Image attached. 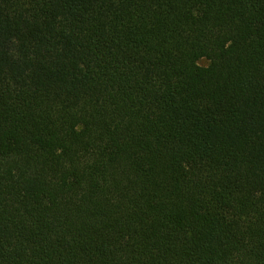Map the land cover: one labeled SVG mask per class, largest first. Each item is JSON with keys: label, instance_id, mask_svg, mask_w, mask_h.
I'll use <instances>...</instances> for the list:
<instances>
[{"label": "trees", "instance_id": "16d2710c", "mask_svg": "<svg viewBox=\"0 0 264 264\" xmlns=\"http://www.w3.org/2000/svg\"><path fill=\"white\" fill-rule=\"evenodd\" d=\"M0 264H264V0H0Z\"/></svg>", "mask_w": 264, "mask_h": 264}, {"label": "rangeland", "instance_id": "374dc122", "mask_svg": "<svg viewBox=\"0 0 264 264\" xmlns=\"http://www.w3.org/2000/svg\"><path fill=\"white\" fill-rule=\"evenodd\" d=\"M198 63L201 66H206L208 64V62L206 60H204V59H201Z\"/></svg>", "mask_w": 264, "mask_h": 264}]
</instances>
